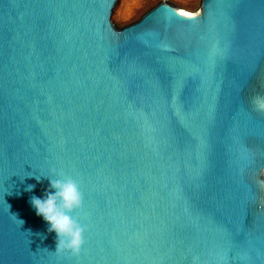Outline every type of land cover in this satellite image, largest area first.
I'll return each mask as SVG.
<instances>
[{"label":"water","instance_id":"95a60500","mask_svg":"<svg viewBox=\"0 0 264 264\" xmlns=\"http://www.w3.org/2000/svg\"><path fill=\"white\" fill-rule=\"evenodd\" d=\"M117 1L0 0V264H264V0ZM53 172L77 254L29 202Z\"/></svg>","mask_w":264,"mask_h":264},{"label":"clouds","instance_id":"9594fccd","mask_svg":"<svg viewBox=\"0 0 264 264\" xmlns=\"http://www.w3.org/2000/svg\"><path fill=\"white\" fill-rule=\"evenodd\" d=\"M40 182L48 179V188L43 196L33 195L30 204L37 216L47 224V231L55 233L54 252L79 253L83 244L84 227L72 215L82 204V193L75 179L53 172L50 175H27ZM35 185H27L31 191Z\"/></svg>","mask_w":264,"mask_h":264},{"label":"rangeland","instance_id":"374dc122","mask_svg":"<svg viewBox=\"0 0 264 264\" xmlns=\"http://www.w3.org/2000/svg\"><path fill=\"white\" fill-rule=\"evenodd\" d=\"M162 0H118L110 17L111 22L121 28L137 21L145 12ZM174 6L188 11L199 8L201 0H167Z\"/></svg>","mask_w":264,"mask_h":264}]
</instances>
